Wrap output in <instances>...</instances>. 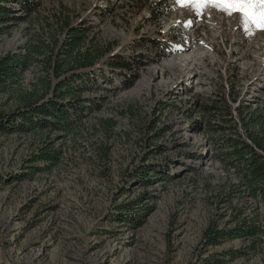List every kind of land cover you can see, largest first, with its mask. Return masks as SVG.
Returning a JSON list of instances; mask_svg holds the SVG:
<instances>
[{
	"label": "rangeland",
	"instance_id": "rangeland-1",
	"mask_svg": "<svg viewBox=\"0 0 264 264\" xmlns=\"http://www.w3.org/2000/svg\"><path fill=\"white\" fill-rule=\"evenodd\" d=\"M68 18L92 27L89 38L104 49L101 62L116 55L133 71L123 75L101 65L109 83L99 79L101 86L87 93L102 98L101 109L77 132L49 135L61 150L51 170L30 176L24 167L46 133L0 135V264H217L209 256L247 245L236 240L203 248L212 222L232 226L221 195L229 174L203 114L229 92L238 111L264 117V30H249L240 13L217 6L198 11L177 0H42L0 36V51L25 53L50 42ZM38 73L36 63L0 97L4 109L18 106ZM162 145V154L149 153ZM145 156L165 166L150 175L148 187L125 177ZM143 194L148 199L134 212L143 216L137 230L113 222L115 205L134 207ZM252 206L264 229V203ZM261 262L248 255L222 264Z\"/></svg>",
	"mask_w": 264,
	"mask_h": 264
},
{
	"label": "trees",
	"instance_id": "trees-1",
	"mask_svg": "<svg viewBox=\"0 0 264 264\" xmlns=\"http://www.w3.org/2000/svg\"><path fill=\"white\" fill-rule=\"evenodd\" d=\"M41 1L0 0V36L36 12L41 7ZM10 5H18L20 10ZM17 11H23L24 15ZM91 29L84 23L72 24L68 18L61 22L58 31L52 33L50 42L32 45L25 53L11 51L3 54L0 51V97L10 94L34 64L37 63L39 68L36 82L15 109L6 110L0 103V135L46 133L44 146L29 159V165L24 163V167L30 170V176L53 169L61 159V150L49 138L51 133L71 135L79 130L84 119L101 109L102 98H92L87 93L101 86L99 79L106 85L109 83L105 81L104 67L109 65L112 72L120 70L123 75L133 71L130 64L118 60L116 55H110L101 62L104 49L96 48L95 40L89 38ZM150 44L157 47L154 40ZM135 77L130 76L132 82L126 88L132 87ZM222 90L226 91L224 86ZM227 95H220L221 99L205 105L203 116H210L207 122L213 128L210 132L212 142L229 174L227 183L221 188V195L230 210L229 224L232 226L222 228L212 222L203 233L202 245L207 250L217 248L225 241L244 240L247 245L240 249H231L222 256L214 254L207 261L222 264L227 257L235 259L259 255L261 264H264V229L259 224L257 210L252 206L264 203V117L257 118L255 111H238L239 107L234 108ZM234 95L232 92V101L237 100ZM110 127L109 121L103 124L105 131ZM165 147L158 146L149 153L162 154ZM148 158L145 156L144 160L133 163L125 177L143 182V186L148 187L152 183L150 175H161L159 171L165 167L163 164L147 163ZM38 163H45L46 166H37ZM165 163L168 167V162ZM146 199L148 197L141 195L134 207L115 205L113 222L137 230L142 225L143 216L135 215L136 209Z\"/></svg>",
	"mask_w": 264,
	"mask_h": 264
},
{
	"label": "snow or ice",
	"instance_id": "snow-or-ice-1",
	"mask_svg": "<svg viewBox=\"0 0 264 264\" xmlns=\"http://www.w3.org/2000/svg\"><path fill=\"white\" fill-rule=\"evenodd\" d=\"M177 2L184 6L195 5L198 11H203L209 6H217L229 15L240 13L243 17L242 22L249 30L251 26L264 30V0H177Z\"/></svg>",
	"mask_w": 264,
	"mask_h": 264
},
{
	"label": "bare ground",
	"instance_id": "bare-ground-1",
	"mask_svg": "<svg viewBox=\"0 0 264 264\" xmlns=\"http://www.w3.org/2000/svg\"><path fill=\"white\" fill-rule=\"evenodd\" d=\"M189 58H194V57H191V56H190ZM201 58H202V57H201ZM204 59H205V58H204ZM187 60H188V59H187ZM196 64H197V63H196Z\"/></svg>",
	"mask_w": 264,
	"mask_h": 264
}]
</instances>
